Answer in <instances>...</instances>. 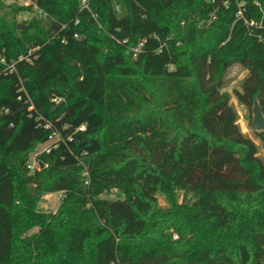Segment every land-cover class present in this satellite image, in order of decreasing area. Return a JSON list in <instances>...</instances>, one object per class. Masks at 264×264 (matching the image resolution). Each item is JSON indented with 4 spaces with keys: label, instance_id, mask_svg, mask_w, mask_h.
Wrapping results in <instances>:
<instances>
[{
    "label": "trees",
    "instance_id": "obj_1",
    "mask_svg": "<svg viewBox=\"0 0 264 264\" xmlns=\"http://www.w3.org/2000/svg\"><path fill=\"white\" fill-rule=\"evenodd\" d=\"M263 35L264 0H0V264H264V163L221 91L239 65L264 116Z\"/></svg>",
    "mask_w": 264,
    "mask_h": 264
},
{
    "label": "rangeland",
    "instance_id": "obj_2",
    "mask_svg": "<svg viewBox=\"0 0 264 264\" xmlns=\"http://www.w3.org/2000/svg\"><path fill=\"white\" fill-rule=\"evenodd\" d=\"M15 1V0H14ZM11 2V1H9ZM21 6L27 7L29 5L34 4V0H16ZM83 3V2H82ZM81 3V5H82ZM34 14L31 13H24L21 14L17 21L18 23H22L23 21H27L30 19ZM27 26V25H25ZM23 59V58H21ZM247 72L240 67L239 65H233L229 67L223 75V88L222 92L226 93L229 96L230 104L237 113V126L240 132L247 138L251 139L253 143L256 145L257 148V155L264 163V144L260 142V140L256 136V131L251 125L252 122V113L248 111L245 107L239 105L233 95L234 91L240 90V85L243 79L246 77ZM62 102L59 100V103ZM49 146V143L46 144H39L37 145L34 150L30 153L28 161L32 162V159L35 155L42 153L43 150ZM119 197L115 192L110 194L103 195L102 198L106 199H116ZM60 194H48L41 198L40 202L38 203V210L43 213H55L59 204H60ZM157 207L160 209H167L169 207L166 198L163 195H157ZM183 199L182 193L176 194V200L180 203ZM37 228H32L22 234L21 238L26 239L29 238L32 234L37 233Z\"/></svg>",
    "mask_w": 264,
    "mask_h": 264
},
{
    "label": "water",
    "instance_id": "obj_3",
    "mask_svg": "<svg viewBox=\"0 0 264 264\" xmlns=\"http://www.w3.org/2000/svg\"><path fill=\"white\" fill-rule=\"evenodd\" d=\"M25 25L18 24L17 29H25ZM63 102L58 103L55 107L51 109V112L57 110ZM252 113V122L251 125L254 128L255 131H264V116L261 113V110L257 104V102H254L253 107L251 109ZM40 169L43 167L42 164L39 165Z\"/></svg>",
    "mask_w": 264,
    "mask_h": 264
},
{
    "label": "built area",
    "instance_id": "obj_4",
    "mask_svg": "<svg viewBox=\"0 0 264 264\" xmlns=\"http://www.w3.org/2000/svg\"><path fill=\"white\" fill-rule=\"evenodd\" d=\"M246 23V22H245ZM74 24L76 25L77 24V22L75 21L74 22ZM74 38H76V39H78L79 38V36L77 35V34H75L74 35ZM259 40L260 41H262V40H264V35H263V37L262 36H259ZM139 46H141V44L139 45ZM134 57H135V55H133ZM20 60H22V59H20ZM55 102V104H58L59 103V101H54ZM51 140L48 142L49 143V146H47L44 150H43V152L44 153H49L50 151H51V149L53 148H56V143H57V138H56V136H54L53 138H50ZM42 152V153H43ZM40 154V153H39ZM38 155V154H37ZM37 155H35L34 157H33V159H32V162H28V164H27V169L29 170V171H33L34 169H36V168H38V162H37V160H36V156ZM84 175H86V173H84ZM60 196H61V194H60Z\"/></svg>",
    "mask_w": 264,
    "mask_h": 264
}]
</instances>
